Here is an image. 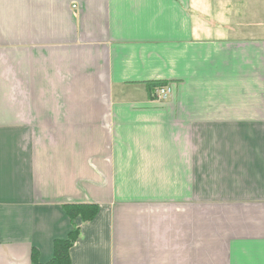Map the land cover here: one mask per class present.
<instances>
[{"label": "crops", "instance_id": "obj_1", "mask_svg": "<svg viewBox=\"0 0 264 264\" xmlns=\"http://www.w3.org/2000/svg\"><path fill=\"white\" fill-rule=\"evenodd\" d=\"M68 204L72 264H264V0H0V264Z\"/></svg>", "mask_w": 264, "mask_h": 264}, {"label": "trees", "instance_id": "obj_2", "mask_svg": "<svg viewBox=\"0 0 264 264\" xmlns=\"http://www.w3.org/2000/svg\"><path fill=\"white\" fill-rule=\"evenodd\" d=\"M154 85L158 86L159 84ZM64 210L71 220L72 230L67 238L55 241L54 256L46 264H72L70 250L77 241L80 233V227L76 224V220L81 218L84 223L92 221L97 215L99 207L96 204H68L64 206ZM32 262L33 264H41L39 261V253L36 249L32 253Z\"/></svg>", "mask_w": 264, "mask_h": 264}, {"label": "built area", "instance_id": "obj_3", "mask_svg": "<svg viewBox=\"0 0 264 264\" xmlns=\"http://www.w3.org/2000/svg\"><path fill=\"white\" fill-rule=\"evenodd\" d=\"M155 99L157 100H166L168 99L172 94V89L168 85H162L158 86L155 91Z\"/></svg>", "mask_w": 264, "mask_h": 264}, {"label": "rangeland", "instance_id": "obj_4", "mask_svg": "<svg viewBox=\"0 0 264 264\" xmlns=\"http://www.w3.org/2000/svg\"><path fill=\"white\" fill-rule=\"evenodd\" d=\"M234 36H242V35H237V34H236V35H234Z\"/></svg>", "mask_w": 264, "mask_h": 264}]
</instances>
